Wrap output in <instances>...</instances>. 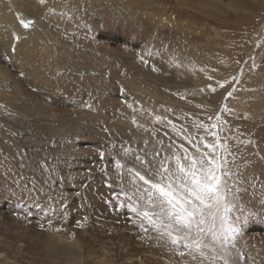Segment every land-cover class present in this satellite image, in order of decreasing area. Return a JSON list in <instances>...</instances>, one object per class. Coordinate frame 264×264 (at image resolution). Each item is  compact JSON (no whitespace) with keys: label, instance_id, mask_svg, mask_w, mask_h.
Here are the masks:
<instances>
[{"label":"rangeland","instance_id":"1","mask_svg":"<svg viewBox=\"0 0 264 264\" xmlns=\"http://www.w3.org/2000/svg\"><path fill=\"white\" fill-rule=\"evenodd\" d=\"M19 1L26 16L0 10V264H264V161L251 163L264 159V136L248 134L252 159L237 141L264 129V0H39V19ZM4 15L29 33L21 61L8 42L13 56L26 35H10ZM138 64L187 88L162 89L171 101L156 110L144 96L157 85ZM22 102L46 115L10 109ZM74 105L85 112L66 116ZM133 107L150 118L137 129ZM68 122L73 131L57 129ZM217 143L238 230L202 251L177 247L142 219L129 170L144 173L136 157L174 167L184 149Z\"/></svg>","mask_w":264,"mask_h":264},{"label":"snow or ice","instance_id":"2","mask_svg":"<svg viewBox=\"0 0 264 264\" xmlns=\"http://www.w3.org/2000/svg\"><path fill=\"white\" fill-rule=\"evenodd\" d=\"M18 19L24 28L32 24L30 20ZM205 147L208 151L202 152L197 145V155L184 149L183 157L174 158V167L171 160L162 159L151 167L136 157L144 173L129 170L134 180L141 182L133 195L149 209L139 213L142 219L173 245L199 251L208 247L206 238L213 243L218 239L226 241L228 234L238 230L227 218L230 206L225 203L224 177L228 173L223 171L226 161L217 152L221 147L226 150V146L217 143Z\"/></svg>","mask_w":264,"mask_h":264},{"label":"bare ground","instance_id":"3","mask_svg":"<svg viewBox=\"0 0 264 264\" xmlns=\"http://www.w3.org/2000/svg\"><path fill=\"white\" fill-rule=\"evenodd\" d=\"M28 5L29 7L32 9V11L34 12L35 14V17H37V19H39L41 16L44 15V12L46 11L47 9V6H45L44 3H42L41 1L39 0H24ZM50 1V0H49ZM21 6H22V2L19 1V0H7L5 2V0H0V10H2V8H9V9H12V12H13V16L14 14H23L24 16H26L28 13L26 10H23L21 9ZM263 10V9H261ZM18 12V13H17ZM22 12V13H20ZM24 12V13H23ZM2 13V12H1ZM27 13V14H26ZM94 15V14H93ZM5 16V27H6V30L8 31V33L11 35L12 33H14V31L16 32V34H20L21 36L22 35H26V39L24 40H19L17 45L15 46V54L12 56L11 53H10V48L12 46V43L13 41L9 40L8 42V56L10 58H14L16 59L15 61H21L22 60V56H25L24 53H26L28 51V49L30 48V42H29V33L25 34L23 31L19 30V27L16 26L15 24V21L14 20H10V18L6 17ZM189 16V15H188ZM47 17V16H46ZM247 17V16H246ZM45 19V18H44ZM47 19V18H46ZM246 21H245V25H248V24H253V18L249 17V18H245ZM11 21V22H10ZM44 21V20H43ZM39 23V21H38ZM1 27V26H0ZM17 27V29L15 28ZM32 29L34 30V33H37L39 34L41 37H42V34H46V30L43 28V26L41 25H38V24H35ZM5 32L1 29L0 31V41L2 40V42H4V37H5ZM38 35V37H39ZM24 37V38H25ZM30 55V54H29ZM87 57V56H86ZM29 58V57H27ZM30 59V58H29ZM88 59V58H87ZM26 60V59H25ZM90 60V59H89ZM92 60V59H91ZM86 62V61H84ZM89 63V62H88ZM87 64V63H86ZM75 65V64H74ZM85 65V64H84ZM77 66V65H76ZM88 66V65H87ZM135 67H137L143 74H144V79H148V78H152L154 80V82L156 83L157 85V88L156 89H153L151 90V92H149V94H147L146 96H144V98L146 99V97L151 101V103L153 104V106L155 107V109L157 110V108H162L164 111L166 110V108L168 107L169 105V101H171V98L162 90H166V89H186L187 88V85L186 83L183 84V85H177L178 82H173V80L171 79V77L168 75V74H165L163 71L161 70H158L154 64H148L147 66L144 65V64H138V65H135ZM77 68V67H76ZM153 68L154 69V72L151 71L150 69ZM76 71V70H75ZM152 80V81H153ZM192 80V79H191ZM178 81V80H177ZM189 81V80H188ZM86 82H89V83H92L93 81L88 79L86 80ZM187 82V81H185ZM3 83V82H2ZM132 83V82H131ZM176 83V84H175ZM188 84V83H187ZM11 85V84H10ZM155 85V84H154ZM153 85V86H154ZM140 87V85H139ZM2 85H0V94H2ZM159 88V89H158ZM206 95H204V99L201 101V104L202 105H205L206 103V100H208L207 97H205ZM142 97V96H141ZM147 99V100H148ZM136 100V99H135ZM145 100V102L147 101ZM168 101V102H167ZM148 103V102H147ZM168 103V105H167ZM138 104H141V103H138ZM144 104V103H143ZM206 107V105H205ZM208 107V106H207ZM10 108V107H9ZM138 108V107H137ZM141 108V107H140ZM150 108V107H149ZM13 111H15L16 114L26 118V119H30L32 117H36V116H39V117H42V116H45L46 115V112L48 109L46 107H44V105H40V104H30V103H21L19 104L18 106L17 105H11V108ZM84 108H82L81 106L77 105V106H73L71 107L70 110H68L66 112V116H73V117H76L78 114H82L84 113L85 111H83ZM145 109V108H144ZM50 110V109H49ZM150 110V109H148ZM48 113V112H47ZM48 115V114H47ZM130 115L132 116V120L135 119L136 123H132V120L129 122L131 124V126L135 127L136 129L141 125L142 122H144V120H150V118H148L146 115L144 116H141V115H138L136 114L135 112V108H131L130 110ZM153 120V119H152ZM73 123V122H72ZM71 123L70 125V122L66 123V124H62V126H59L57 129L61 130L62 132L64 131H73V128H75L76 126V123L75 125H73ZM127 123V122H126ZM79 124V123H77ZM262 127V126H261ZM261 127H258V129L256 130V127H252V126H248V128L246 129H243L242 130V135L239 136L240 139H238L237 141L239 142V145L242 146V149L245 150V152L249 155V157L252 159V157H254L252 155V152H254V150L252 149V146H250V144H248V142H246L247 140V136L249 133H252L254 135H259V136H264V129L261 128ZM116 129H121V127H117ZM55 130V129H54ZM58 131V130H56ZM60 132V131H59ZM250 135V134H249ZM245 137V138H243ZM258 137V136H257ZM244 139V140H243ZM244 141V142H242ZM252 142V141H251ZM264 150V149H263ZM257 151V150H256ZM255 158V157H254ZM249 159V160H251ZM256 160V163L253 161L251 163H253V166L258 170H263L261 167L262 166V162L264 161V159H257V157L255 158ZM254 169V168H253ZM263 173V172H262ZM261 174V173H260ZM261 178V182L264 181V175H260ZM264 183V182H263Z\"/></svg>","mask_w":264,"mask_h":264}]
</instances>
